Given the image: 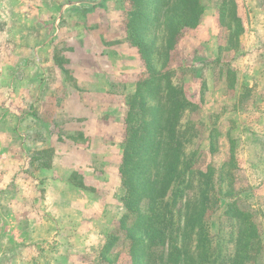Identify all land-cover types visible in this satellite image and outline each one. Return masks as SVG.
Returning <instances> with one entry per match:
<instances>
[{"label":"rangeland","instance_id":"374dc122","mask_svg":"<svg viewBox=\"0 0 264 264\" xmlns=\"http://www.w3.org/2000/svg\"><path fill=\"white\" fill-rule=\"evenodd\" d=\"M162 1L0 4V76L14 77H0V145H6L0 147V264L163 262L157 248L132 246L127 234L137 217L121 219L127 214L118 173L124 129L117 121L143 78L156 85L149 104L169 86L190 103L177 126L186 129L183 158L192 166L154 206L173 207V239L196 258V230L183 226L184 200L199 198L196 168L212 165L216 178L222 166L221 183L210 191L216 208L205 218L210 248L232 254L236 211L246 210L262 246L245 264H264V17L259 10L249 18L245 0H238L244 30L235 40L218 19L219 0H202L199 24L183 27L167 46ZM136 8L144 15L140 32L151 45L154 77L127 36ZM7 27L14 31L6 34ZM72 171L85 188L71 183ZM145 203L142 198L143 210ZM132 229L143 237L141 228Z\"/></svg>","mask_w":264,"mask_h":264},{"label":"trees","instance_id":"16d2710c","mask_svg":"<svg viewBox=\"0 0 264 264\" xmlns=\"http://www.w3.org/2000/svg\"><path fill=\"white\" fill-rule=\"evenodd\" d=\"M134 3L143 6L142 0H134ZM161 7H164L163 21L168 32L167 46L176 42L183 27H196L204 12L202 0H163ZM176 9H180L179 13H175ZM217 11L220 23L226 24L230 36H234L237 40L244 30L237 2L219 0ZM130 23V26L127 25L128 38L138 50L144 64L151 70L150 75L157 76L149 62L151 45L143 39L140 32L145 22L144 15L138 8L130 12ZM150 82L148 78L136 82L135 91L128 96L127 110L123 117L125 126L120 143L118 173L124 187V194L121 197L122 206L127 214L122 215L121 219L124 220L129 213L138 219V222L135 221L137 223L134 222L130 226L127 237L132 241V246L139 241L142 244L144 242L149 248H157L161 252L160 258L163 259L160 264H168V262L192 264L195 259L198 264H245L250 252L252 250L258 252L262 246L259 228L252 215L246 210L236 211L237 226L232 254L226 257L219 252L213 253L210 248L205 218L208 210L216 208L218 199L213 193L210 194V191L215 184L221 183L222 166L216 178H214L215 168L212 165H208L206 170L196 168L195 188L199 191V198L196 202L190 203L191 198L184 200L185 211L184 215L181 214L184 217L183 226L184 228L193 226L196 230V258L186 256L184 242L180 243V240L173 239L174 229L171 220L174 212L170 203L163 205L165 211L154 208L157 203H163L168 188L173 189L178 181L180 183L184 181L182 177L192 165L183 158V141L180 137L186 129L177 126L178 117L190 103L183 96L181 89L169 86L173 93L154 96L155 104H149L147 94L156 92V85L151 86ZM76 175L78 172L72 171L71 183L85 188L83 181L74 179ZM229 193L230 191L223 195ZM142 198L146 200L144 210L140 208ZM169 206L171 209L168 208ZM180 213L182 212L178 214ZM133 227L142 229V238H135ZM180 228L178 224L177 229Z\"/></svg>","mask_w":264,"mask_h":264},{"label":"crops","instance_id":"0c3cea01","mask_svg":"<svg viewBox=\"0 0 264 264\" xmlns=\"http://www.w3.org/2000/svg\"><path fill=\"white\" fill-rule=\"evenodd\" d=\"M6 1H8V0H6ZM11 1H15V0H11ZM18 1H20V2H26V3H29V1H32V0H18ZM236 2H237V4H238V0H235ZM1 3H3L4 4V6H5V2H4V0H0V4ZM245 5L247 6V9H249V11H248V14L250 15V17L249 18H251V19H253V15H256V16H258V11L260 10L261 12H262V15H263V17H264V1L263 0H245ZM263 6V7H262ZM263 10V11H262ZM238 12H239V5H238ZM239 14H240V12H239ZM240 16L242 17V15L240 14ZM257 19V18H256ZM6 29V34H10V32L12 33V31H14L13 30V28H9V27H7V28H5ZM21 31V30H20ZM36 48H39V46H37ZM2 65H4V63H0V68H2ZM0 77H2L3 78V80L2 81H5V82H9V81H13V76L11 77V76H6V75H1ZM117 123H119L121 126H123V129H124V126H125V124H124V120H123V118L121 119V121H117ZM123 136H124V134H123ZM71 137V136H70ZM72 138V137H71ZM123 139V138H122ZM122 141V140H121ZM1 143V142H0ZM73 143V142H72ZM121 143V142H120ZM5 147L6 145L5 144H2V145H0V147ZM85 183V182H84ZM2 191V189H0V192ZM26 225H28V222H27V224Z\"/></svg>","mask_w":264,"mask_h":264}]
</instances>
